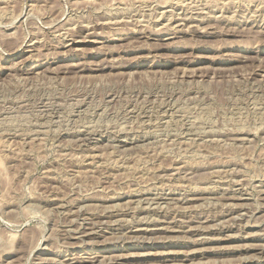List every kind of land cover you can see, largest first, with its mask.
I'll use <instances>...</instances> for the list:
<instances>
[{
    "label": "rangeland",
    "instance_id": "374dc122",
    "mask_svg": "<svg viewBox=\"0 0 264 264\" xmlns=\"http://www.w3.org/2000/svg\"><path fill=\"white\" fill-rule=\"evenodd\" d=\"M263 140L264 0H0V264H264Z\"/></svg>",
    "mask_w": 264,
    "mask_h": 264
},
{
    "label": "bare ground",
    "instance_id": "6f19581e",
    "mask_svg": "<svg viewBox=\"0 0 264 264\" xmlns=\"http://www.w3.org/2000/svg\"><path fill=\"white\" fill-rule=\"evenodd\" d=\"M168 22H169V20H168ZM176 23V22H175ZM195 26V25H194ZM264 141V140H263ZM197 199V198H196ZM234 199V198H233ZM104 204V203H103ZM186 205V204H185ZM144 215V214H143ZM92 225V224H91ZM139 228V227H138ZM141 229V228H140ZM191 229V228H190ZM195 230V229H194ZM89 231H91V230H89ZM140 231V230H139ZM85 232V231H84ZM87 233H88V231H87ZM73 234V233H72ZM78 244V243H77ZM260 250V249H259ZM94 263V262H93Z\"/></svg>",
    "mask_w": 264,
    "mask_h": 264
}]
</instances>
